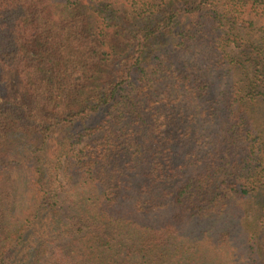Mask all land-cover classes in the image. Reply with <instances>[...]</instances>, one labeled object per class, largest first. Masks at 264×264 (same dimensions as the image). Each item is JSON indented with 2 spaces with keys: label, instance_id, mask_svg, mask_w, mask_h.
I'll return each instance as SVG.
<instances>
[{
  "label": "trees",
  "instance_id": "1",
  "mask_svg": "<svg viewBox=\"0 0 264 264\" xmlns=\"http://www.w3.org/2000/svg\"><path fill=\"white\" fill-rule=\"evenodd\" d=\"M0 72V264H264V0H0Z\"/></svg>",
  "mask_w": 264,
  "mask_h": 264
},
{
  "label": "rangeland",
  "instance_id": "2",
  "mask_svg": "<svg viewBox=\"0 0 264 264\" xmlns=\"http://www.w3.org/2000/svg\"><path fill=\"white\" fill-rule=\"evenodd\" d=\"M7 76L8 75H4L0 72V89H6L7 92H12V93L22 92V89L20 86V85H22L21 81H18V85L10 84L9 86H7V85L5 86V83L7 84V81H6ZM0 92H1V90H0ZM63 198H64V195L62 193V200H63ZM61 204H62V210L61 211L66 213L68 210L67 205L65 203L63 204L62 201H61ZM40 264H43V260H41Z\"/></svg>",
  "mask_w": 264,
  "mask_h": 264
}]
</instances>
